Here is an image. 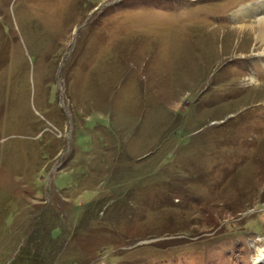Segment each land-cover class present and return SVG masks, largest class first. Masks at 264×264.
<instances>
[{
  "label": "rangeland",
  "instance_id": "1",
  "mask_svg": "<svg viewBox=\"0 0 264 264\" xmlns=\"http://www.w3.org/2000/svg\"><path fill=\"white\" fill-rule=\"evenodd\" d=\"M249 1L0 0V264H264Z\"/></svg>",
  "mask_w": 264,
  "mask_h": 264
},
{
  "label": "bare ground",
  "instance_id": "2",
  "mask_svg": "<svg viewBox=\"0 0 264 264\" xmlns=\"http://www.w3.org/2000/svg\"><path fill=\"white\" fill-rule=\"evenodd\" d=\"M256 1H254L256 3L252 2V4L249 3L247 5L239 7L232 13L231 16L232 18H234L233 21L238 20L237 22H239V21L247 20L246 17L248 15H255V14L257 15V16L255 15L257 18L256 23H251L247 25L248 28H245L243 25H239L238 28L240 29V31H242V29L250 30L253 35V41H255V44H259V47L262 48L261 54H264V1H259V0ZM250 78L252 79V81L254 79H257L254 75H251ZM263 87L264 86L255 85V90L259 91ZM256 251L259 253L258 254L259 259L264 260L262 252L259 250Z\"/></svg>",
  "mask_w": 264,
  "mask_h": 264
}]
</instances>
